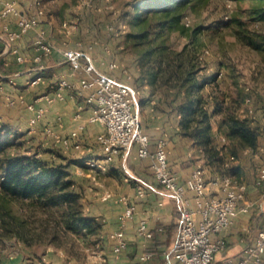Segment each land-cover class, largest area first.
<instances>
[{"label":"crops","instance_id":"1","mask_svg":"<svg viewBox=\"0 0 264 264\" xmlns=\"http://www.w3.org/2000/svg\"><path fill=\"white\" fill-rule=\"evenodd\" d=\"M4 1L0 0V13ZM57 1L65 0H44L46 13L42 25L47 30V39L53 44L54 50L41 61L35 60L37 51L34 40L38 29L30 30L11 43L4 37V25L7 23L11 29H17L16 18L0 17V94L5 101L3 105L14 107L8 108L12 116L9 121L24 129L25 135L30 138L46 136L47 141L59 145L65 151L79 154L70 168H83L82 172L76 170L74 175L82 185L81 200L84 210L86 214L101 217L103 220L102 228L97 233H86L94 236L97 248L88 255L87 264H164L166 254L172 249L180 230L181 212L178 203L162 191H147L145 196L137 194V182L128 176L127 171L151 183H156V180L151 158L140 157L136 147L127 157L117 155L105 170L86 164L88 158L102 156L104 153L97 140L104 127L99 122L89 121L95 112L93 105L85 103V96L90 90L84 91L83 95L78 93L80 78L88 74L75 71L63 53L65 49H87L94 44L92 56L98 68L101 71L117 73V70H110V63L124 65V62L114 53L118 47L112 36L115 31L108 28L110 22H116V14L106 10L111 0H80L83 5L80 10L82 14H73L66 8V4L57 9ZM19 7L23 11H30L33 0H19ZM13 47H17L24 56L23 61L17 60V55L12 51ZM37 77L40 79L34 83ZM64 79L71 85L64 88V97L59 98L57 93L60 82ZM20 95L23 96V101ZM49 97L53 100L50 101ZM251 98V104L241 108V111L243 116H248L253 124L260 127L258 144L256 148L240 149L237 161L232 163V169L227 174L247 184V195L242 204L247 205L249 210L237 212L234 223L223 231L222 235L228 245L224 252L217 255L216 264H223L226 255L239 254L264 229V180L260 185L256 183L259 171L264 167V107L254 96ZM10 99H15V103H11ZM32 103L46 108L44 115L34 125L30 123L34 112L28 107ZM145 106L153 108L149 104ZM143 126L150 137L151 151L156 149L158 140H166L171 168L182 181L200 163L208 166V179L219 173L212 164L205 162V158H201L203 154L199 153L191 140L179 133L178 125L168 121L164 110L163 122L144 123ZM74 130L79 132L81 147L66 148L61 138ZM218 134V141L222 146L220 138L225 140V136L221 131ZM221 153L225 158L231 154L227 149ZM107 192H111L112 197L103 199ZM214 192L215 189L212 190ZM188 197L190 207L195 208L194 193L188 192ZM125 199L134 203L136 208L132 217L122 219L127 207ZM143 220L152 233L151 237L138 232L139 224ZM121 228L125 231L128 247L124 252L116 254L109 236ZM147 252L152 253V256L144 260L143 255Z\"/></svg>","mask_w":264,"mask_h":264},{"label":"rangeland","instance_id":"2","mask_svg":"<svg viewBox=\"0 0 264 264\" xmlns=\"http://www.w3.org/2000/svg\"><path fill=\"white\" fill-rule=\"evenodd\" d=\"M79 1H57L56 8L66 4L73 14H82ZM151 1L111 0L107 4L106 10L116 14V22L109 25H126L124 32L112 34L118 44L114 53L124 65L110 67L117 73L103 72L121 76L139 91L143 129L144 123L163 122L164 110L180 132L178 106L193 98L203 107L219 109L210 118V132L214 144L221 146L219 131L225 136L220 142L227 143V129L221 124L229 112L246 117L241 111L248 107L244 96H254L264 107V0H161L148 5ZM174 5L177 12L164 14L165 6ZM175 13L181 14L178 19ZM3 103L0 94V125L15 132L0 135L7 151L38 149L44 158L57 163L65 162L64 156L77 160L78 153L65 151L46 136H26L24 129L9 121L8 108L13 106ZM195 147L208 163L207 153L214 151ZM212 165L219 173L226 170L221 162ZM70 169L73 174L83 170L80 166ZM64 208L41 206L0 191V264H87L88 255L97 249L96 240L85 231L69 229Z\"/></svg>","mask_w":264,"mask_h":264},{"label":"built area","instance_id":"3","mask_svg":"<svg viewBox=\"0 0 264 264\" xmlns=\"http://www.w3.org/2000/svg\"><path fill=\"white\" fill-rule=\"evenodd\" d=\"M113 8V6H110ZM45 8L42 0H33L30 11H23L19 7V0H5L4 7L0 13L3 19L9 16L16 18L18 28L11 29L6 23L4 25V37L8 42H14L30 30L38 29L34 40L37 51L36 61H41L44 56L50 55L54 46L47 39V30L42 25L45 16ZM117 28L114 24L108 26L111 31L124 32L126 25L121 24ZM94 44L87 49H65V58L75 71H84L88 75L80 78L78 93L83 95L84 91L90 90L85 96V103L95 108L94 114L89 118L90 122H99L104 131L97 136V140L103 147L102 156H92L86 160L90 167H100L105 170L117 155L127 157L134 147L140 157H148L152 160V170L156 183L137 177L131 172L128 176L137 182V194L145 196L147 191H162L178 203L180 216V230L172 249L166 254L164 264H216V257L227 249V240L223 231L234 223L237 212H247V205H243L247 195L248 186L231 175L216 174L208 179V166L204 163L198 164L192 174L184 181L171 168L169 152L165 139L157 142L156 149H149L150 137L144 131L141 124V101L139 91L129 82L112 74L101 71L92 56ZM12 51L17 55L18 61L25 58L19 53L17 47ZM113 69L117 67L115 62L110 63ZM37 77L33 82H37ZM71 84L67 80L60 82L58 97L63 98V90ZM48 97V96H47ZM23 101V96L20 95ZM49 100L53 99L49 97ZM246 103L251 104L249 95ZM15 103V99H10ZM28 107L34 112L30 123L34 125L45 113L44 106L29 104ZM252 111V109H251ZM83 128V126H81ZM79 132L72 131L69 135L61 138L63 145L68 148H80L78 139ZM238 157L229 154L224 161V166L230 167ZM264 180V167L259 171L256 183L261 184ZM215 189L216 192L212 193ZM188 192L194 193L196 207L189 205ZM112 197L111 192L103 195V199ZM127 207L122 219L133 216L135 204L125 199ZM138 232L141 235L151 237L147 223L140 222ZM112 249L116 254L124 252L128 247V241L123 228L110 233ZM152 253L143 255L144 260L149 259ZM131 264H141L133 262ZM223 264H264V229L258 232L256 240L247 244L239 254L226 255Z\"/></svg>","mask_w":264,"mask_h":264},{"label":"trees","instance_id":"4","mask_svg":"<svg viewBox=\"0 0 264 264\" xmlns=\"http://www.w3.org/2000/svg\"><path fill=\"white\" fill-rule=\"evenodd\" d=\"M160 2L161 0H153L148 5ZM172 12H177V6H165L164 14ZM175 14V19L181 15ZM245 99L246 96L243 97V100ZM218 110L216 106L203 107L199 100L195 101L193 98L180 104L178 112L182 116V130L179 133L189 138L194 146L214 151L212 155L207 153L209 164L221 162L224 165L225 157L221 151L227 149L237 156L242 148H256L261 129L253 124L252 119L229 112L228 118L221 124L227 129L228 142L222 146L216 145L212 140L209 121L212 114ZM196 114H199L200 118H196ZM3 131L8 134L15 133L6 124L0 125V135ZM64 158L65 162L62 163L48 160L38 149L26 148L9 152L0 142V191L14 198L31 200L41 206L63 205L65 224L69 229L97 233L102 228L103 220L101 217L86 214L81 200L82 185L70 170L73 162L66 156ZM225 169L220 174H229L232 166Z\"/></svg>","mask_w":264,"mask_h":264}]
</instances>
